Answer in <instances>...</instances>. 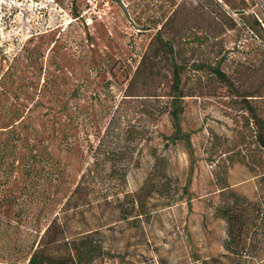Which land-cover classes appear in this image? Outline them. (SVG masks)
<instances>
[{
    "label": "rangeland",
    "instance_id": "374dc122",
    "mask_svg": "<svg viewBox=\"0 0 264 264\" xmlns=\"http://www.w3.org/2000/svg\"><path fill=\"white\" fill-rule=\"evenodd\" d=\"M180 1L123 0L137 30L111 0H0V143L15 125L21 155L46 144L68 175L62 190L68 193L120 104V145L137 132L142 141L119 202L86 212L104 247L98 264H264V148L258 143L264 128L249 122L239 96H264V57L255 43H235L232 32L200 40L206 30L194 12L184 39L168 25L162 37L173 38L190 63L226 53L222 68L241 94L192 69L182 75L189 96L177 123L152 113L153 100H124L137 64ZM204 2L211 3L186 0L193 7ZM252 102L264 118V98ZM173 126L186 137L173 141ZM0 171H10L6 162ZM14 239L22 240L14 234L0 240V264L26 263L24 254L7 255Z\"/></svg>",
    "mask_w": 264,
    "mask_h": 264
},
{
    "label": "trees",
    "instance_id": "16d2710c",
    "mask_svg": "<svg viewBox=\"0 0 264 264\" xmlns=\"http://www.w3.org/2000/svg\"><path fill=\"white\" fill-rule=\"evenodd\" d=\"M210 1V4L204 2L196 7L188 5L186 0L180 1L137 64L125 88L124 100H153L148 101L154 105L152 113L165 114L171 123H177L182 113L181 101L189 96L182 89V75L192 69L205 72L214 81L241 94L222 68L228 58L226 53L218 51L214 61L190 63L180 57L181 50L175 48L174 39H164L160 32L168 25L170 31L177 33L175 36L184 39L193 28L192 14L195 12L201 16L204 24L201 26L206 30L203 39L198 37V40H220L232 32L235 43L250 40L264 57V0ZM181 12H184L183 21L178 22ZM160 56L164 57L162 65L157 61ZM161 67L166 68L163 75H159ZM239 96L249 113V122L264 128V118L257 115L252 104L255 98L264 96L253 92ZM155 103H160L159 107ZM120 120L119 104L96 144L88 148V160L68 193L62 191L68 175L46 144L40 145V152L29 146L26 154L21 155L19 143L23 139L15 125L7 127L8 137L0 143V163L6 162L10 170L0 171V240L11 234L22 239L19 244L14 239L5 247L7 255L24 254L25 264H98L104 258L100 231L92 228L86 212L119 202V194L125 192L127 171L136 165L137 147L142 141V133L137 132L138 136H131L132 142L120 145L123 140ZM170 137L175 141L186 135L176 126ZM61 143L66 151H72L65 136L61 137ZM258 143L264 148V135L259 136ZM13 175L18 176L17 179ZM35 208L38 209L36 213ZM224 217L229 223L233 218L225 213ZM12 262L8 259L7 264Z\"/></svg>",
    "mask_w": 264,
    "mask_h": 264
},
{
    "label": "water",
    "instance_id": "95a60500",
    "mask_svg": "<svg viewBox=\"0 0 264 264\" xmlns=\"http://www.w3.org/2000/svg\"><path fill=\"white\" fill-rule=\"evenodd\" d=\"M112 2L116 3V5L119 7V9L121 10L122 14L124 15L125 19L135 28V29H139L140 27L135 25L133 23V21L130 18V15L128 13V10L125 6V4L123 3V0H111Z\"/></svg>",
    "mask_w": 264,
    "mask_h": 264
}]
</instances>
